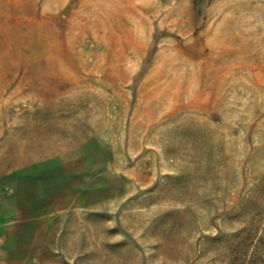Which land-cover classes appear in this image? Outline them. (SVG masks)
I'll return each mask as SVG.
<instances>
[{"label":"rangeland","instance_id":"374dc122","mask_svg":"<svg viewBox=\"0 0 264 264\" xmlns=\"http://www.w3.org/2000/svg\"><path fill=\"white\" fill-rule=\"evenodd\" d=\"M0 264H264V0H0Z\"/></svg>","mask_w":264,"mask_h":264}]
</instances>
